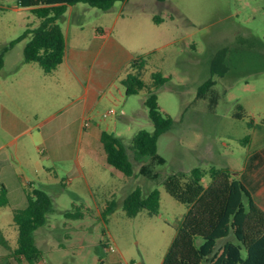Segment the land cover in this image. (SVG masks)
<instances>
[{"label": "rangeland", "instance_id": "rangeland-1", "mask_svg": "<svg viewBox=\"0 0 264 264\" xmlns=\"http://www.w3.org/2000/svg\"><path fill=\"white\" fill-rule=\"evenodd\" d=\"M131 3L123 9L116 2L108 11L78 3L70 26L82 28L85 37L94 27L113 26V36L145 61L143 80L148 85L152 73L169 78L153 89L160 111L172 118L157 141V153L165 159L152 168L157 179L139 174L148 159L136 158L131 150L138 131H154L139 100L146 90L127 96L116 82L109 99L94 111L101 130L117 137L127 151L134 175L125 177L106 163L99 138L83 131H51L49 124L40 123L68 95L34 94L37 82L48 78L38 64L24 61L28 39L16 42L0 69V190L5 184L9 189L7 205L0 206V235L10 247L0 244V264H28L10 256L18 238L13 212L27 206V194L35 189L46 192L53 209L34 232L42 252L37 263L160 264L187 210L165 191L166 178H187L199 168L203 183L209 184L211 167L233 175L252 152L251 141L264 142V0ZM38 22L18 0H0V52ZM58 23L65 31L66 18ZM211 75L214 101L196 100L197 88ZM22 83L28 87L21 89ZM137 187L144 197L158 190L157 215L125 214L123 201ZM78 208L82 218H65Z\"/></svg>", "mask_w": 264, "mask_h": 264}, {"label": "trees", "instance_id": "trees-1", "mask_svg": "<svg viewBox=\"0 0 264 264\" xmlns=\"http://www.w3.org/2000/svg\"><path fill=\"white\" fill-rule=\"evenodd\" d=\"M125 0H18L22 8L29 10L38 19V25L27 28L22 35L0 52V69L4 55L16 42L28 39L24 46V61L36 63L45 76L51 75L64 59L66 42L58 23L68 6L78 3L102 11H108L116 2ZM163 2L166 0H155ZM157 22V21H156ZM145 61L134 58L124 70L120 80L127 96L147 91L144 107L154 131H138L132 138L131 150L136 158H147V164L139 174L157 179L152 168L162 165L165 159L157 153L160 135L169 130L172 118L159 109L157 89L169 80L159 72L151 74V83L143 80ZM215 80L211 75L196 91V100L210 98L214 101ZM241 118V114H236ZM106 163L125 177L134 175L133 166L121 141L103 131L99 137ZM210 182L204 184L203 171L193 168L186 177L172 174L163 182L167 194L186 205L187 210L176 229L160 264H264V211L252 200L241 181L232 177L227 169L211 167ZM7 190H0V206L7 205ZM113 204L106 209L111 211ZM122 208L128 217L140 211L153 216L159 212V192L154 189L144 197L139 187L130 192ZM50 197L43 190L35 189L27 194V206L13 212V223L18 229L17 247L11 251L14 260L36 264L42 252L35 245L34 232L45 225L46 215L52 212ZM66 219L82 218L80 209L64 214ZM220 242H222L220 244ZM0 244L10 249L0 235ZM245 252V256L243 255Z\"/></svg>", "mask_w": 264, "mask_h": 264}, {"label": "crops", "instance_id": "crops-1", "mask_svg": "<svg viewBox=\"0 0 264 264\" xmlns=\"http://www.w3.org/2000/svg\"><path fill=\"white\" fill-rule=\"evenodd\" d=\"M131 2L132 0L123 1V9L131 7L133 5ZM75 8L76 4L68 6L59 20H65V18L67 20L66 30H62L66 42L64 59L51 75H44L48 81L42 79L37 82L34 94L68 95L65 104L40 122L49 124L51 131L64 130L79 133L83 131L88 136L99 138L103 131L95 121L94 111L102 101L109 99L112 95L111 88L120 81L124 70L136 56L113 36V26L94 27L90 37L84 36L82 28L71 29L70 23L73 20ZM112 8L113 6L109 10ZM119 16L120 14L115 18V24ZM156 21L158 23L161 19L156 18ZM27 87V83H22L20 86L21 89ZM145 97L142 96L139 99L143 106ZM121 113L123 116L127 115L125 110ZM142 114L146 116V113L142 112ZM10 116L15 120L14 124H17L16 118ZM85 123H87L86 126ZM81 136L83 137L82 134ZM251 145L252 152L232 177L242 182L252 200L264 211V142L251 141ZM5 186L9 195V189L6 184ZM100 264L104 262L101 261Z\"/></svg>", "mask_w": 264, "mask_h": 264}, {"label": "built area", "instance_id": "built-area-1", "mask_svg": "<svg viewBox=\"0 0 264 264\" xmlns=\"http://www.w3.org/2000/svg\"><path fill=\"white\" fill-rule=\"evenodd\" d=\"M87 125V123H85V126ZM110 251H114V248L113 247H110L109 248ZM122 264H126V263H122Z\"/></svg>", "mask_w": 264, "mask_h": 264}]
</instances>
